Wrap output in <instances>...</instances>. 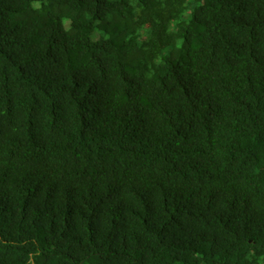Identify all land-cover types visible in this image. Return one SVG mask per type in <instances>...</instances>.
Masks as SVG:
<instances>
[{"label":"trees","instance_id":"obj_1","mask_svg":"<svg viewBox=\"0 0 264 264\" xmlns=\"http://www.w3.org/2000/svg\"><path fill=\"white\" fill-rule=\"evenodd\" d=\"M0 264H264V0H0Z\"/></svg>","mask_w":264,"mask_h":264}]
</instances>
